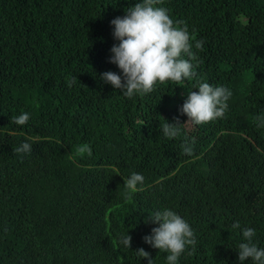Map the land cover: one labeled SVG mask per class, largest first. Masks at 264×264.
<instances>
[{"label":"trees","instance_id":"1","mask_svg":"<svg viewBox=\"0 0 264 264\" xmlns=\"http://www.w3.org/2000/svg\"><path fill=\"white\" fill-rule=\"evenodd\" d=\"M138 2L0 0V264H148L138 248L168 264L170 253L143 239L157 208L193 226L195 251L188 246L178 264H240L245 227L264 248V155L253 145L264 151L256 120L264 116V0L157 5L204 40L198 77L232 92L223 121L173 139L161 125L183 119L175 89L192 79L157 81L131 98L100 79L121 74L109 62L119 43L110 22ZM249 71L255 79L245 86ZM24 110L29 121L14 124ZM186 138L195 140L192 156ZM25 142L30 154L12 152ZM82 144L93 149L87 159ZM139 171L147 182L162 179L129 198L123 182ZM127 232L130 248L120 243Z\"/></svg>","mask_w":264,"mask_h":264},{"label":"clouds","instance_id":"2","mask_svg":"<svg viewBox=\"0 0 264 264\" xmlns=\"http://www.w3.org/2000/svg\"><path fill=\"white\" fill-rule=\"evenodd\" d=\"M161 3L162 0H142L129 7L126 15L116 17L110 22L114 26L113 38L119 43L111 47L112 55L109 62L115 64L121 70V74L106 71L100 75V79L111 84L114 89L121 90L128 98L152 92L157 81H173L174 86L178 87L192 79L194 83L189 88L175 89L178 90L180 97L178 107L183 104L181 109L178 108V114L183 119L169 123L161 117L164 121L161 125L162 136L173 139L181 135V130L189 132L198 127H211L223 121L232 92L225 82L203 80L204 78L198 77L197 67L201 61L197 51L204 50V40L194 39L184 21L170 18L166 8L157 7ZM193 47L196 50H193ZM254 79V73L249 71V75L245 77V86L251 85ZM76 80L74 77L69 86ZM16 115L18 116L12 117V122L19 126L25 125L30 119V114L25 110ZM256 120L264 125V116H258ZM227 131L237 133L243 138L248 136L245 132L228 129ZM194 144V139L189 141L186 138L183 145L184 153L192 156ZM253 145L264 155L258 144L253 142ZM31 150V143L25 142L12 152L30 154ZM80 151L85 159L93 153L89 144H82ZM177 169L170 174L175 173ZM161 179L160 177L147 182L144 174L139 171L132 173L123 183L128 190V197L131 198L136 192L157 184ZM157 209L151 218L156 227L152 228L150 235L143 237L144 242L153 248L170 253L166 256L168 264H178L180 255L188 246L192 247L189 255L195 251L196 238L193 226L191 227L175 211L170 210L171 208ZM233 227L239 228V222ZM255 235V229L249 227L243 229V239L246 242H241L238 246L240 264L249 258L253 264H264V248L253 242ZM131 241L132 237L128 232L120 238V243L126 248H130ZM135 251L141 258L147 259L148 264H152L150 254L143 248Z\"/></svg>","mask_w":264,"mask_h":264}]
</instances>
